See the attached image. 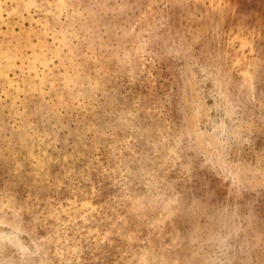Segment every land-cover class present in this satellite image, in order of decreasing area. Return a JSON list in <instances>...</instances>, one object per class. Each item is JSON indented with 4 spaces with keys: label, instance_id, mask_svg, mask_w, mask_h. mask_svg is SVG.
<instances>
[{
    "label": "rangeland",
    "instance_id": "obj_1",
    "mask_svg": "<svg viewBox=\"0 0 264 264\" xmlns=\"http://www.w3.org/2000/svg\"><path fill=\"white\" fill-rule=\"evenodd\" d=\"M0 264H264V0H0Z\"/></svg>",
    "mask_w": 264,
    "mask_h": 264
}]
</instances>
